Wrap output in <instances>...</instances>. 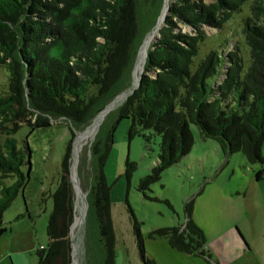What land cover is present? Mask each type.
Masks as SVG:
<instances>
[{"label":"trees","instance_id":"obj_1","mask_svg":"<svg viewBox=\"0 0 264 264\" xmlns=\"http://www.w3.org/2000/svg\"><path fill=\"white\" fill-rule=\"evenodd\" d=\"M156 1L0 0V65L9 76L7 91L0 95V117L29 116L34 119L28 121L31 131L51 127L52 122L64 127L70 135L63 173L68 174L75 133L83 132L114 95L128 91L117 108V119L103 135L104 122L99 125L89 150L92 178L85 222L97 229L98 264H115L111 186L104 167L120 119H131L129 138L142 135L149 143L154 134L159 136L156 163L139 179L138 190L144 193L164 169L191 150L192 126L201 137L217 141L224 154L242 152L248 163L264 164V0H249V12L242 18L247 65L235 42L221 44L201 58L197 55L206 28L220 29L248 0H168L159 37L150 43L133 89L140 17L147 16ZM19 129L0 132V236L7 231L4 210L30 169L31 146L26 137L17 136ZM125 164L129 184L136 163L127 159ZM263 169L255 171L257 181L263 180ZM8 179L13 180L10 185L5 183ZM74 192L62 175L47 221L49 244L38 249L37 264L72 261ZM184 208L182 226L155 233L180 254L211 260L206 237L192 220L193 201ZM140 248L144 264H156Z\"/></svg>","mask_w":264,"mask_h":264},{"label":"rangeland","instance_id":"obj_2","mask_svg":"<svg viewBox=\"0 0 264 264\" xmlns=\"http://www.w3.org/2000/svg\"><path fill=\"white\" fill-rule=\"evenodd\" d=\"M167 2L157 0L156 9L153 7L147 16L140 17L138 39L141 42L132 70V87L143 72L145 57L140 73L138 57L145 43L154 36L150 45L159 37V29L167 14ZM248 6L249 0L220 29L206 28V37L197 58L211 49H219L221 44L225 46V43L235 42L243 63L248 64V48L241 32L242 18L249 12ZM182 31H187V28L182 27ZM8 77L7 70L0 65V95L7 91ZM127 92L114 95L94 121L73 137L69 163L76 156L73 177L79 190L74 189L76 219L69 234L73 243L72 264L99 263L96 259V226L90 221L85 222L86 193L92 178L89 150L99 125L104 122L100 133L103 135L117 119V108L122 105ZM122 95V101L113 106ZM108 115L111 116L108 118ZM32 120L21 114L14 117L3 114L0 117V132L12 133L13 129L20 128L17 136L26 137L32 150L28 176L3 213L7 231L0 236V264L39 262L38 249L49 244L46 233L54 205L53 194L60 177H70L69 163L68 174L62 172L61 165L70 133L57 126V122H52L51 127L31 131L28 121L31 123ZM130 122V118L117 122L112 149L104 167L105 179L111 186L115 264H144L140 245L145 257L154 259L156 264H264V172L262 181H257L254 176L258 168H264V164L248 163L242 152L224 154L217 141L201 137L198 129L192 126L194 143L191 150L177 163L164 169L160 179L151 183L150 190L144 193L138 190L139 179L148 175L156 163L159 136L154 134L149 143L142 135L129 138ZM81 134L84 135L82 143ZM261 150L264 158V141ZM127 159L136 163L129 184L125 175ZM12 182L8 179L5 183L10 185ZM79 197L84 203V211L82 220L76 222L81 213L77 208ZM188 201H193L192 220L206 237L205 249L210 251L211 260L180 254L166 238L155 233L159 228L182 226L186 220L184 206ZM236 229L245 238L248 248L237 240Z\"/></svg>","mask_w":264,"mask_h":264},{"label":"bare ground","instance_id":"obj_3","mask_svg":"<svg viewBox=\"0 0 264 264\" xmlns=\"http://www.w3.org/2000/svg\"><path fill=\"white\" fill-rule=\"evenodd\" d=\"M153 38H154V36L148 38L147 42L145 43V47H144V49H143V52H141L140 55H139V57H138V65H139V66H138V72H139V73L141 72L142 61H143V59H144V57H145V55H146V52H147V49H148V46H149V42H150V40L152 41ZM138 79H139V76H138L137 80H138ZM137 80H135V81H137ZM134 84H136V82H135ZM131 88H132V87H131ZM131 88H130V89H131ZM123 98H124V95L119 96V97L117 98V100L113 103V106L118 105V104L120 103V101H122ZM83 139H84V135L81 134V135H80L81 143H82ZM81 143H80L79 149H81ZM79 149H78V151H79ZM75 157H76V156H74L73 163H71L72 176L75 175V174H74ZM83 206H84V203H83V201H82V198L79 197V198L77 199V208H78V207L80 208V212H81V213H80V215L78 216V220H76V222H79V221L82 220V218H83V211H84ZM76 255H77V254H76Z\"/></svg>","mask_w":264,"mask_h":264},{"label":"water","instance_id":"obj_4","mask_svg":"<svg viewBox=\"0 0 264 264\" xmlns=\"http://www.w3.org/2000/svg\"><path fill=\"white\" fill-rule=\"evenodd\" d=\"M164 1H167V0H164ZM167 10H168V7H166L165 13L167 12ZM145 59H146V55H145ZM145 59H144V63H145ZM142 69H143V68H142ZM141 74H142V73H140V75H139V79L137 80V83L135 84V86H134L133 89L137 88V86H138V81H139L140 78H141ZM133 89H132L131 91H133ZM131 91H130V92H131ZM127 93H128V92H127ZM127 93H126V94H127ZM73 154H74V151H73ZM71 163H72V162H71ZM71 163H69V171H70V177H69V180H70V182H71L73 188L76 189V191L78 192L79 188H78V186H77L76 180H75L74 177L72 176ZM77 192H76V195H77ZM75 206H76V205H75ZM75 206H74V207H75ZM88 206H89V202H88V200H87V198H86V206H85L86 211H87V209H88ZM75 219H76V214H74V220H75ZM74 220H73V222H74ZM73 222H72V224H73ZM72 224H71V226H72ZM70 231H71V230H70ZM81 234H82V232H81ZM70 238H71V237H70ZM72 248H73V243H72V240H71L70 254H71V258H72V262H73ZM72 262H71V264H72Z\"/></svg>","mask_w":264,"mask_h":264},{"label":"crops","instance_id":"obj_5","mask_svg":"<svg viewBox=\"0 0 264 264\" xmlns=\"http://www.w3.org/2000/svg\"><path fill=\"white\" fill-rule=\"evenodd\" d=\"M236 237H237L238 241H242L243 244L245 245V247L248 248V245L246 244V242L244 240L245 238L243 237V235L241 234V232L238 229H236Z\"/></svg>","mask_w":264,"mask_h":264}]
</instances>
